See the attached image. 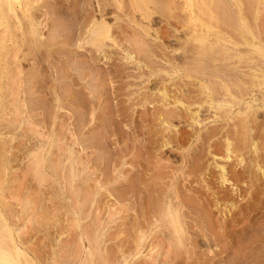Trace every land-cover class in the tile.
Returning <instances> with one entry per match:
<instances>
[{"label": "rangeland", "instance_id": "obj_1", "mask_svg": "<svg viewBox=\"0 0 264 264\" xmlns=\"http://www.w3.org/2000/svg\"><path fill=\"white\" fill-rule=\"evenodd\" d=\"M220 1L197 0L195 35L181 0H43L13 25L12 264H264V0Z\"/></svg>", "mask_w": 264, "mask_h": 264}, {"label": "bare ground", "instance_id": "obj_2", "mask_svg": "<svg viewBox=\"0 0 264 264\" xmlns=\"http://www.w3.org/2000/svg\"><path fill=\"white\" fill-rule=\"evenodd\" d=\"M180 1V0H179ZM182 3L184 4V12L187 13V16L190 17V21H191V24L190 26L188 27V29L190 30V33H193L194 35L195 34H198V33H201L202 31H205V30H208V28L205 29L204 27V23H202V18H200L201 15H199L197 13L198 9H201V8H196V3H197V0H181ZM200 1V0H199ZM223 1V0H222ZM138 2V1H137ZM219 2L221 3V1L219 0ZM41 3H43V0H0V35L3 36L2 39L0 38V45H2V42L3 44L4 43H8V44H13L14 43V38L12 37L13 36V28H15V26L13 25H19L21 26V22H22V19L24 20L25 18L28 19V17L33 13V9L36 7V6H39ZM180 3V2H179ZM223 4V3H222ZM41 6V5H40ZM198 6V5H197ZM201 7V6H199ZM197 9V10H196ZM35 10V9H34ZM139 12L137 13V17H139L138 21L143 24L142 28H148L150 25V21L148 20L149 16H147L146 12H143V10H138ZM201 13V12H200ZM199 15V16H198ZM207 18V17H205ZM26 19V20H27ZM26 22V21H25ZM187 23V22H186ZM190 23V22H189ZM208 23V22H207ZM23 26L24 25V22L22 23ZM17 25V27H18ZM185 25V24H183ZM19 26V27H20ZM208 26V25H207ZM206 26V27H207ZM187 27V26H186ZM22 29V28H20ZM18 29V30H20ZM24 29V28H23ZM149 30V29H148ZM150 31V30H149ZM93 32V31H92ZM206 32V31H205ZM204 32V33H205ZM12 34V35H11ZM208 34V33H207ZM206 34V35H207ZM23 35V34H22ZM190 35V34H189ZM211 35V34H209ZM214 35V34H212ZM204 34H202L201 37H203ZM208 36V35H207ZM200 36H198L199 38ZM214 37V36H213ZM216 37V35H215ZM18 38V37H17ZM21 39V38H20ZM193 39V38H192ZM202 39V38H201ZM207 39V38H206ZM212 39V38H211ZM214 39V38H213ZM209 41V40H208ZM211 41V40H210ZM209 41V43H210ZM212 42V41H211ZM215 42V40L213 41ZM15 43H16V40H15ZM14 43V44H15ZM208 43V42H206ZM13 44V45H14ZM18 44V43H17ZM198 45V43H196ZM234 44V43H232ZM232 46V45H230ZM234 46V47H233ZM233 49L237 47H235V45H233ZM237 46V45H236ZM221 47V46H220ZM228 47V46H227ZM219 48V47H218ZM20 49V48H19ZM204 49V48H203ZM257 49V48H256ZM199 50V49H198ZM226 50V49H225ZM1 51V50H0ZM6 51V50H5ZM232 53V52H231ZM233 54V53H232ZM6 56V55H5ZM229 57V56H228ZM0 60L1 59V54H0ZM236 60V59H235ZM237 62V61H236ZM244 63V62H243ZM253 69V68H252ZM237 72V71H236ZM242 72V71H241ZM261 73V72H260ZM250 75V74H249ZM260 75V74H259ZM264 75V74H263ZM258 76V75H257ZM263 77V76H262ZM258 79V78H257ZM6 80V79H5ZM260 82L262 80H259ZM264 81V80H263ZM262 83V82H261ZM264 83V82H263ZM260 85V84H259ZM264 85V84H263ZM262 86V85H261ZM259 87V86H258ZM264 89V88H263ZM262 89V90H263ZM258 92V91H257ZM261 92V91H259ZM263 92V91H262ZM253 94H254V91H253ZM256 94V93H255ZM260 94V93H259ZM1 95V94H0ZM262 95V94H261ZM260 95V96H261ZM264 95V94H263ZM2 96V95H1ZM0 96V97H1ZM251 96V95H250ZM255 96H258V94H256ZM3 97V96H2ZM225 97V96H224ZM218 101V100H217ZM78 102V100H77ZM80 102V101H79ZM82 103V102H81ZM221 103V102H220ZM234 103V102H233ZM241 103V102H240ZM229 104V103H228ZM218 105V104H217ZM213 106V105H212ZM211 107V106H210ZM214 107V106H213ZM82 117V116H81ZM84 117V116H83ZM80 118V117H79ZM82 120V119H79V121ZM83 122V121H82ZM80 123V125L77 127V128H81L83 125V123ZM76 128V129H77ZM57 132V131H56ZM70 162V161H69ZM126 166V165H125ZM36 167V166H35ZM73 169V168H72ZM82 169V168H81ZM51 170V169H50ZM71 174V173H70ZM157 180V179H156ZM84 197V196H83ZM84 200V199H83ZM116 207V206H115ZM118 216V215H117ZM170 220V219H169ZM96 223V222H95ZM99 231V230H98ZM96 233V232H95ZM98 235V234H97ZM100 240V239H99ZM60 241V240H59ZM98 243V242H97ZM75 244V243H74ZM11 246V245H10ZM99 248V247H98ZM6 249V248H5ZM68 249V248H67ZM214 250V249H213ZM75 251V250H74ZM101 251V250H99ZM98 251V252H99ZM9 255V254H8ZM11 256V255H10ZM103 256V255H102ZM107 257L108 254L104 255V257ZM109 257V256H108ZM114 258V257H113ZM100 259V258H99ZM105 258L102 259V261H104ZM107 261L110 260L109 259H106ZM105 260V261H106ZM112 261V260H110ZM12 260H10L7 256V254H5V252H2L0 251V263L1 264H12ZM123 263V262H122Z\"/></svg>", "mask_w": 264, "mask_h": 264}]
</instances>
